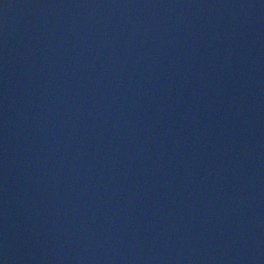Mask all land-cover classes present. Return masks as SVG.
Wrapping results in <instances>:
<instances>
[{
	"label": "water",
	"instance_id": "95a60500",
	"mask_svg": "<svg viewBox=\"0 0 264 264\" xmlns=\"http://www.w3.org/2000/svg\"><path fill=\"white\" fill-rule=\"evenodd\" d=\"M0 264H264V0H0Z\"/></svg>",
	"mask_w": 264,
	"mask_h": 264
}]
</instances>
